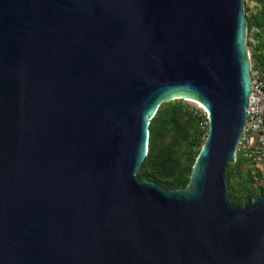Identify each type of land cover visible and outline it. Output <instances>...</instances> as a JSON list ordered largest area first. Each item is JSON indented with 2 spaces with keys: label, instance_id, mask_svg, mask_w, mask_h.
Returning <instances> with one entry per match:
<instances>
[{
  "label": "water",
  "instance_id": "95a60500",
  "mask_svg": "<svg viewBox=\"0 0 264 264\" xmlns=\"http://www.w3.org/2000/svg\"><path fill=\"white\" fill-rule=\"evenodd\" d=\"M243 0H0V264H264V192L224 181L250 93ZM207 131L183 189L136 175L158 106Z\"/></svg>",
  "mask_w": 264,
  "mask_h": 264
},
{
  "label": "rangeland",
  "instance_id": "374dc122",
  "mask_svg": "<svg viewBox=\"0 0 264 264\" xmlns=\"http://www.w3.org/2000/svg\"><path fill=\"white\" fill-rule=\"evenodd\" d=\"M242 9L244 18L247 17L250 22V28L245 27L250 69L257 65L263 73L258 70L264 74V0H243ZM160 107L164 114L160 117L159 124L165 122V119L163 121L161 119L171 111L176 112L179 118L177 134L181 141V148L177 154L178 163H175L172 170V175H174L178 164L184 163L183 157L188 147L190 146L193 150L200 149L207 131L206 115L204 109L189 98H174L162 102ZM163 140L168 141L169 135ZM224 181L229 198L239 201L242 207L244 201L253 199L259 189L264 190V165L234 161L229 163Z\"/></svg>",
  "mask_w": 264,
  "mask_h": 264
},
{
  "label": "trees",
  "instance_id": "16d2710c",
  "mask_svg": "<svg viewBox=\"0 0 264 264\" xmlns=\"http://www.w3.org/2000/svg\"><path fill=\"white\" fill-rule=\"evenodd\" d=\"M245 27L246 29L250 28V22L247 17H245ZM256 68L263 73L262 69L258 68L257 65H254V68L252 67V69ZM163 114L164 112L159 105L148 122L146 155L143 158L136 175L142 179L152 181L165 189H182L187 184L191 166L199 149L193 150L189 146L183 157L184 163L181 165L178 164L177 171L172 175L175 163H178L179 157L177 154L181 148V141L177 134L179 118L176 112L171 111L161 119V121L165 119V122L159 124L158 121ZM167 135H169V140L164 141L163 138ZM241 161L245 160L236 154L235 162ZM228 168L229 163L225 166L224 176H226ZM263 192L264 190L259 189L256 195ZM230 200L237 207L241 206L239 201H235L233 198H230Z\"/></svg>",
  "mask_w": 264,
  "mask_h": 264
},
{
  "label": "built area",
  "instance_id": "2783aa9c",
  "mask_svg": "<svg viewBox=\"0 0 264 264\" xmlns=\"http://www.w3.org/2000/svg\"><path fill=\"white\" fill-rule=\"evenodd\" d=\"M250 93L236 154L253 165H264V75L250 69Z\"/></svg>",
  "mask_w": 264,
  "mask_h": 264
},
{
  "label": "bare ground",
  "instance_id": "6f19581e",
  "mask_svg": "<svg viewBox=\"0 0 264 264\" xmlns=\"http://www.w3.org/2000/svg\"><path fill=\"white\" fill-rule=\"evenodd\" d=\"M205 110V109H204Z\"/></svg>",
  "mask_w": 264,
  "mask_h": 264
}]
</instances>
